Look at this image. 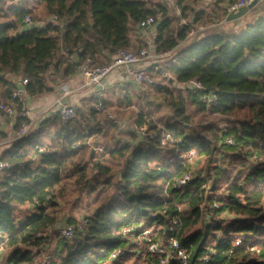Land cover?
Masks as SVG:
<instances>
[{"label":"trees","instance_id":"trees-1","mask_svg":"<svg viewBox=\"0 0 264 264\" xmlns=\"http://www.w3.org/2000/svg\"><path fill=\"white\" fill-rule=\"evenodd\" d=\"M172 1L178 15L169 13L175 9L166 0H0V104L16 110L10 119L0 109V117L11 124L12 135L28 120L19 113L23 98L12 97L22 79H27L26 96H42L87 58L93 65L106 64L120 49L148 46L137 29L147 16L156 23L150 50L172 54L156 71L162 81L153 79L148 91L123 93L119 105L137 106L133 129L99 158L92 147L103 142L115 122L100 116L104 112L93 98L91 105L77 107L74 119L59 122L52 135L46 129L8 140L0 128V145L9 144L0 159L10 164L0 172V248L9 250L6 263L34 264L47 252L50 264H139V259L158 264L162 255L136 251L109 258L125 246L124 227L141 233L156 226L154 238L166 240L174 235L166 226L176 217V236L191 251L190 264H264V9L255 6L241 28L209 31L225 21L238 0ZM26 15L34 22L57 19L28 28ZM149 69L152 75L155 67ZM190 79L216 99L202 102L200 91L186 86ZM151 89L159 96L155 105L148 99ZM103 103L110 104L106 96ZM223 120L227 127L220 128ZM55 121L57 115L50 116L40 128ZM144 125L156 133L147 143L136 131ZM163 134L170 139L162 142ZM176 148L212 161L211 173L196 174L166 195L165 182L187 171ZM215 153L229 161L214 165ZM69 185L85 196L83 201L75 197L81 213L65 219L57 199L67 195ZM213 199L219 203L214 211L209 208ZM61 219L75 227L83 219L86 224L67 238L53 230ZM206 254L208 261H200Z\"/></svg>","mask_w":264,"mask_h":264},{"label":"built area","instance_id":"built-area-1","mask_svg":"<svg viewBox=\"0 0 264 264\" xmlns=\"http://www.w3.org/2000/svg\"><path fill=\"white\" fill-rule=\"evenodd\" d=\"M252 0H238L232 4L228 10H236L240 6L248 5ZM257 4H260L264 0H256ZM57 19L56 16H51L47 21H32L30 16L26 15L23 19V23L26 27H36L43 26L47 22H55ZM155 19L152 16H147L145 19L139 21L137 29L142 31L145 35V31L150 27L155 25ZM160 55H156L153 51L150 50L149 46L142 47L138 51L120 49L116 52L112 61L106 64L93 65L90 58H87L80 65H78L77 72L79 73L81 79V87L90 90L93 103L98 111L105 112L107 110L106 106L103 103V98L105 96L106 85L105 81L109 75L113 72L122 73L127 79H130L138 91L143 92L153 83V77L150 73L149 68L146 66V62H153L159 59ZM27 83V79H22L19 82V86L12 92V97L23 98V105L20 107L19 113L22 117H26L28 120L20 124L17 130L14 132L12 140L19 139L24 137L34 131V122L28 118V108L25 105L26 92L24 86ZM186 86L191 88L193 91H200V99L202 102L209 104L211 101L216 99V95L212 91H204L205 88L202 84L194 79H190ZM73 90L67 83L59 84V95L55 99L56 113L59 119V122L64 124L72 120L76 114L77 106L73 103L66 101L67 97L71 95ZM0 109L3 110L8 118L13 119L16 115V110L12 105H3L0 104ZM114 114L108 112V117H113ZM138 140L142 143H147L150 139L156 136L154 131L148 129L146 125L140 126L137 130ZM170 139L169 134H163L161 141ZM181 138H178L176 142H180ZM227 143H232L231 138L225 140ZM120 142V140H117ZM78 146V144H75ZM92 151L95 154H100L105 151H108L106 146L98 145L92 147ZM175 153L178 154V157L183 159V163L187 165V171L180 177L175 178L172 181L167 180L164 184V192L168 195V189H181L185 185L189 184L196 174H201L200 172H195L194 167V157L197 156L194 150H189L186 152H180L179 149H175ZM256 158L255 156L253 157ZM10 167L8 161L0 159V172L4 169ZM203 173V171H202ZM219 207V203L216 200H212L209 208L214 211ZM206 209V208H202ZM86 224V220L83 219L80 224L76 227L73 225L66 224L65 221L58 222L57 226L53 230H57L62 236L70 238L73 236L76 230L81 231L82 227ZM156 226H151L144 229L141 233H136L132 227H124L120 234L125 241V246L130 242H135L138 245H142L140 251L136 249L126 250L123 247L116 248L111 254V260L120 258L126 253H132L138 251L141 254H160L162 255L158 264H173V260H177L178 264H190L191 262V251L185 249L181 246L179 239L176 234L179 231L180 225L179 220L174 217L171 222L166 226V230L173 232L174 235L169 236L166 240L154 238L153 231L156 229ZM239 242L237 241L236 244ZM211 252V251H210ZM41 255V256H40ZM40 255H37L34 258V263L38 264H50L51 257L47 252H42ZM40 256V257H39ZM209 256L206 254L201 259L204 262H207ZM5 264H12L11 262ZM137 264V263H134Z\"/></svg>","mask_w":264,"mask_h":264},{"label":"rangeland","instance_id":"rangeland-1","mask_svg":"<svg viewBox=\"0 0 264 264\" xmlns=\"http://www.w3.org/2000/svg\"><path fill=\"white\" fill-rule=\"evenodd\" d=\"M209 1L210 0H205V3H208ZM164 2H165V0H164ZM166 2L168 3V6H170V8L171 7L174 8L173 6L175 5V3L172 0H166ZM258 5L260 7V8H258V10L264 9V1L261 2L260 4H257L256 6H258ZM170 10H169V13L171 15H178V11L176 9L175 10H171V11ZM253 15H254L253 12H249L243 18L238 19L237 22L231 21V22H227L228 24L227 23L224 24L225 23L224 22V23H222L223 24L222 26L223 27L232 26L234 28L235 27L236 28H240L241 26H243V24H245L248 20H250L253 17ZM198 26H201V25H198ZM208 27H211V26H208ZM147 30L145 31L146 38L144 40L146 41V44H148V46H150V44L152 43V37H154L155 28H150V29H147ZM199 32H200L199 29L196 30L195 31V35L193 37L198 36ZM190 38H192V37H190ZM145 46H147V45H145ZM133 51H135V50H133ZM165 56H162V58L160 57L156 61L150 62V67H153V66L155 67V69L151 71L153 79H155V81H162L161 74L160 75L158 73L156 74V71L164 66V63H165L166 59L167 58L169 59L172 56V54L169 53V54H167L166 57ZM171 75L172 74L169 73V72L165 73L166 77H171ZM121 81H123V84L116 91L112 90V89L106 90L105 96L110 101V104H108V106L106 107L107 110L104 113H100V116H102V115L104 116V114H106L107 117H108V112L114 114L113 117H108L109 119H112L115 122V123H113L112 126H109L107 128V129H109L108 137L110 139H114V140H117V138H118V140H120V141L122 139L126 140L125 133H127L128 131L133 129L132 122H133L134 117H135V112L137 111V106L134 105V104L131 105L130 107H124V106H122L123 104L119 105L121 103L120 101L124 98V96H123L124 92H129L130 94H132L133 91H134L133 90L134 88L132 87V84L126 82V80H121ZM175 86L179 87L178 84H175ZM148 89L149 88H147L146 90L148 91ZM149 94L150 95L148 96V99H151V103L154 104V105L157 104L158 101H159L158 94L154 93L152 89H151V92ZM87 105H91L89 100L85 101L82 104L83 107H86ZM124 105H126V104H124ZM55 109H54V111H56ZM166 113H167V109L166 108L161 111V115H165ZM217 117L218 116H214L213 118L215 119ZM58 123L59 122L53 123V125H58ZM50 127L51 126L49 125L48 128L47 127H43V129L40 128L39 129L40 130V134H43V132L46 129H48V131H49ZM219 127L220 128L227 127L226 120L220 121L219 122ZM104 137H103V142L101 143L102 145L104 143L108 144V141L106 142V139ZM104 146H105V144H104ZM83 154H84L85 157H88L89 156V151L87 150ZM100 155H101V153L100 154H95V156L97 158H99ZM193 159H194V167H193L194 171L196 173L201 171L200 175H203V176L206 175V177H207V175H209L208 173H211V171L207 172V169L209 170L212 167V161H207L206 158L204 156H202V155L195 156ZM213 161H214V165L219 166V167H223L229 161V158L222 157V155H220L219 153H215V158L213 159ZM202 171H203V173H202ZM76 196L79 197V199H81V201H83L84 196H85V192L80 193L78 190H72V187L69 185V187L67 189V195L64 198H62V199H57L58 203H59V207L61 208V211H62L61 217L63 216L65 219L67 217V219H68L69 216L79 215V213H81V210H80L81 208L79 207V203L77 205L75 204V202H78L75 199ZM62 221H64V219H61L59 222H62ZM155 228H156L155 231H158L159 227H155ZM124 248L126 250H128V249H136V250L140 251L142 249V245H138L137 243L133 244V242L132 243L130 242V244L128 243V245L124 246ZM0 250H3L0 253V264H5V262H6L5 261L6 260V253H8L9 250L3 249L2 247L0 248ZM256 251L259 253L260 252V248H256ZM140 256H143V254H141ZM109 259L111 260V258H109ZM140 260L141 259H139V264H141ZM34 264H38V262H35Z\"/></svg>","mask_w":264,"mask_h":264},{"label":"crops","instance_id":"crops-1","mask_svg":"<svg viewBox=\"0 0 264 264\" xmlns=\"http://www.w3.org/2000/svg\"><path fill=\"white\" fill-rule=\"evenodd\" d=\"M224 22H222V23H224ZM222 23L215 25L214 28L209 29V31L224 28L222 26L223 25ZM224 24H226V23H224ZM150 28H154V27H150ZM200 30L201 29H199V31ZM145 37H146V34H145ZM146 66L148 68H150V62H146ZM121 80H126V82L132 84V87L134 88V90L139 92L137 90V88L134 86L133 82L130 79H127L122 73H119V72L111 73L109 75V77L106 79V81H105L106 90L112 89V90L116 91L123 84V81H121ZM81 82L82 81L80 79V76H79V73L77 72V70L70 77H68L67 80L60 82V83H67L70 86V88L73 90L71 95L69 97H67L66 101L69 103L75 104L77 107L82 106V104L87 100H89V102H91V99H92V95H91L90 90L81 87ZM60 83H58L55 86L54 91L51 93H47V94H44V95L38 96V97L26 96L25 105L28 108V115H29L28 118L31 119L32 122H34V131L30 134L34 135L35 133L38 132L42 121L46 120L50 116L55 117V115H57L56 111H54V109L56 108L54 103H55L56 97L59 95V84ZM105 93H106V91H105ZM56 122H59V121H55V122H52L49 124L51 126L50 127V134L51 135L54 132V128L57 126V125H53V123H56ZM0 128L8 133V135H9L8 140L12 139L13 130H12L11 124L9 126L4 124L1 117H0ZM108 131H109V129L106 130L105 135H104L105 136L104 138L106 139V142L108 141V144L107 143H104V144H105L106 148L109 150V149L116 146L118 138H117V140L110 139L108 137ZM3 143H5V142H3ZM8 146H9V144H7V143L0 145V152ZM2 251L3 250H0V253ZM7 255H8V253H6V260H7Z\"/></svg>","mask_w":264,"mask_h":264},{"label":"water","instance_id":"water-1","mask_svg":"<svg viewBox=\"0 0 264 264\" xmlns=\"http://www.w3.org/2000/svg\"><path fill=\"white\" fill-rule=\"evenodd\" d=\"M257 5V1L256 0H252L248 5L246 6H240L238 7L236 10L230 11L226 17H225V21L226 22H231V21H235L238 20L242 17H244L245 15H247L255 6ZM79 65V64H78Z\"/></svg>","mask_w":264,"mask_h":264}]
</instances>
